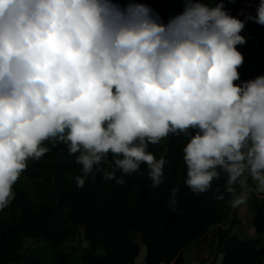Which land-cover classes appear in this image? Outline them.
I'll return each instance as SVG.
<instances>
[{
    "label": "clouds",
    "instance_id": "9594fccd",
    "mask_svg": "<svg viewBox=\"0 0 264 264\" xmlns=\"http://www.w3.org/2000/svg\"><path fill=\"white\" fill-rule=\"evenodd\" d=\"M248 19L264 24V0L244 19L185 0L167 22L144 3L0 0V209L46 141L75 154L78 187L97 171L123 184L143 163L155 188L166 161L149 144L182 134L184 184L222 178L214 198L243 211L264 194V74L236 83Z\"/></svg>",
    "mask_w": 264,
    "mask_h": 264
},
{
    "label": "trees",
    "instance_id": "16d2710c",
    "mask_svg": "<svg viewBox=\"0 0 264 264\" xmlns=\"http://www.w3.org/2000/svg\"><path fill=\"white\" fill-rule=\"evenodd\" d=\"M114 2L122 7L129 3L152 7L158 3L184 4L185 0ZM258 3L223 0L224 8L235 16L240 11L245 16L254 14ZM248 20L254 29H241L245 42L236 47L244 59L238 66L236 83L264 74V24ZM186 140L182 134H169L158 144H149V150L166 161L165 178L155 188L143 163L137 172L124 175L123 184L105 180L97 171L94 178L89 174L83 187H78L75 154L63 141H46L49 151L30 161L14 185L13 200L0 209V264H72L77 259L76 249L66 244L78 226L84 228L88 240L82 255L86 264H136L142 244L147 246L144 264H186L185 250L211 230L217 240L216 252L223 254L220 264H264V246L257 237L242 238L233 234L231 227L221 225L231 210L228 194L222 201L214 198L218 190L223 191V179L214 180L204 192L184 184L186 167L181 150ZM117 175L121 173L117 171ZM173 186L178 188L175 208L168 205ZM248 200L253 204L256 232L264 234V197L252 192ZM27 238L47 242L51 255L46 258L25 247Z\"/></svg>",
    "mask_w": 264,
    "mask_h": 264
},
{
    "label": "rangeland",
    "instance_id": "374dc122",
    "mask_svg": "<svg viewBox=\"0 0 264 264\" xmlns=\"http://www.w3.org/2000/svg\"><path fill=\"white\" fill-rule=\"evenodd\" d=\"M215 2L217 3V1H209V3ZM183 5L184 4L169 5L158 3L153 5L151 8L159 14L162 21L167 22L169 17L183 11ZM238 16L241 19L245 18L243 11L238 12ZM244 26L250 31L254 29L253 23L249 20L245 21ZM22 178L25 182L27 181L24 176ZM260 195L264 197V194ZM253 216V204L248 200L243 211L231 208L228 217L224 222L221 223V225L223 227H231V232L242 238L257 237L260 240L261 246H264V234H258L256 232L255 226L253 225ZM235 218H237L238 221H235ZM213 228H215V226H213L212 229ZM216 241L217 240L213 235V230H211L206 237L191 244L184 252L186 264H220L223 254H217ZM66 246H74L73 248L76 249L75 254L77 259L72 264H86L82 258V255L86 251L88 240L85 237L84 228L82 226H78L73 230ZM25 247L38 251L43 257L46 258L52 253L49 244L45 241H39L36 243L35 240L27 238L25 241ZM146 253L147 246L142 244L140 254L136 258V264H144Z\"/></svg>",
    "mask_w": 264,
    "mask_h": 264
}]
</instances>
